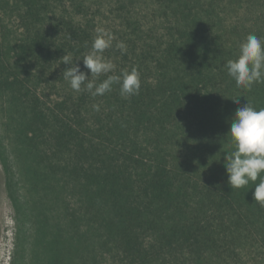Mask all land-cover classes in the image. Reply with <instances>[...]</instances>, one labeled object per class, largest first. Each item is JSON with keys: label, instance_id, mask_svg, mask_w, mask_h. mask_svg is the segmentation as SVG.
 <instances>
[{"label": "trees", "instance_id": "16d2710c", "mask_svg": "<svg viewBox=\"0 0 264 264\" xmlns=\"http://www.w3.org/2000/svg\"><path fill=\"white\" fill-rule=\"evenodd\" d=\"M108 1L112 24L105 28L89 0H15L25 28L16 49L29 63L22 71L19 62L14 74L24 100L17 142L28 182L75 196L66 223L73 264H101L94 257L101 250L110 264H206L233 228L254 226L241 210L250 212L247 189H231L211 153L228 138L237 108H264V83L238 87L224 68L249 34L264 38V4L256 9L264 0ZM239 8L250 17L237 19ZM101 28L115 37L103 53L115 65L107 75L136 68L137 95L123 97L114 84L94 97L64 78L71 66L64 56L97 84L107 78L90 77L82 61ZM51 240L48 264H64L59 241Z\"/></svg>", "mask_w": 264, "mask_h": 264}, {"label": "rangeland", "instance_id": "374dc122", "mask_svg": "<svg viewBox=\"0 0 264 264\" xmlns=\"http://www.w3.org/2000/svg\"><path fill=\"white\" fill-rule=\"evenodd\" d=\"M263 4L256 5V9ZM89 6L91 11L99 6L102 15L104 14L103 27L111 26L109 11L112 5L108 0H89ZM140 6L144 8L143 4ZM260 9L264 10V7ZM20 11L15 0H0V264H48V251L53 245L52 236L59 241L57 245L62 250L64 264H73L74 261L66 253V247L70 245L66 234L71 233L66 223L69 215L77 208L76 198L69 194L68 188L62 191L57 184L53 189H49V184H46V188H31L25 171L28 166L27 154L22 147H18L17 138L24 119L18 104L21 101L22 107L24 100L16 92L14 74L19 62L22 71L29 65L19 57L16 49L25 35ZM246 17L250 16L239 8L236 18L246 20ZM37 93H42L43 99H46L47 91L43 86H40ZM207 136L211 142L218 140L211 133ZM222 143L219 149L222 156L215 154L219 152L216 150L211 154L216 158L217 164H220L224 182H227L224 157L226 152L233 150V145L229 137H222ZM58 179H62L60 174ZM255 183H259V179ZM254 186L250 182L245 187L248 197L252 199L249 203L250 212L245 207L241 208L243 216L251 213L249 221L254 226L246 220L240 227L233 228L232 236L228 238L230 240L226 239L224 244L210 253L206 264H264V206L254 201ZM56 195L59 196L57 201ZM65 206H68V215L64 213ZM57 216L61 218L56 219ZM72 251V257L79 253L78 241H74ZM96 256L101 264L111 262L107 250L95 252L94 257ZM169 261L173 264L172 259Z\"/></svg>", "mask_w": 264, "mask_h": 264}, {"label": "clouds", "instance_id": "9594fccd", "mask_svg": "<svg viewBox=\"0 0 264 264\" xmlns=\"http://www.w3.org/2000/svg\"><path fill=\"white\" fill-rule=\"evenodd\" d=\"M114 39L109 31L97 29L91 49L82 59L90 77L115 71V65L103 55L105 50L112 47ZM116 47L122 54L126 52L124 42L117 43ZM63 58L66 65L71 63L64 71V78L74 91H81L83 86L92 96H102L110 92L114 84L119 85L123 97L137 95L140 91V73L136 68L122 70L118 75H107L97 84L78 65H73L69 57ZM224 68L238 87L250 90L254 84L264 83V38L249 34L239 45L237 58L229 59ZM238 97L233 98L235 104H240ZM93 107L99 110L98 106ZM227 134L233 145V150L226 152L224 157L229 186L240 189L253 182V199L264 206V108L257 110L248 102L237 108ZM258 179L259 183H255Z\"/></svg>", "mask_w": 264, "mask_h": 264}]
</instances>
